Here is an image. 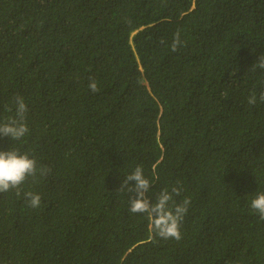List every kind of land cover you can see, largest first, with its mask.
Segmentation results:
<instances>
[{
    "label": "trees",
    "instance_id": "obj_1",
    "mask_svg": "<svg viewBox=\"0 0 264 264\" xmlns=\"http://www.w3.org/2000/svg\"><path fill=\"white\" fill-rule=\"evenodd\" d=\"M261 54L264 0H0V119L22 96L29 129L0 150L51 170L0 193V264H264ZM138 165L190 200L180 240L129 212Z\"/></svg>",
    "mask_w": 264,
    "mask_h": 264
},
{
    "label": "clouds",
    "instance_id": "obj_2",
    "mask_svg": "<svg viewBox=\"0 0 264 264\" xmlns=\"http://www.w3.org/2000/svg\"><path fill=\"white\" fill-rule=\"evenodd\" d=\"M181 43L180 34L177 32L174 34L171 51L176 52ZM252 66L264 69V54H261ZM88 87L93 93L99 91L97 82L92 77L89 78ZM259 100L264 102V91L260 93ZM247 102L250 105H255L257 103L256 94L250 95ZM14 103V115L0 119V137L20 141L29 131L26 123L28 108L22 96H15ZM50 171L47 167H38L35 158L30 157L26 152L22 153L15 148L0 150V193L16 189L19 194L20 185L28 177H36L37 174L45 176ZM154 179H159V176L154 175ZM130 181L134 183L130 184ZM150 185L151 181L144 176L142 166L138 165L124 178L119 190L135 194L129 198L128 210L130 213L145 214L150 221V230L154 236L180 240V224L188 211L190 200L186 198L183 202L173 203L170 206L173 195L179 196L181 191L179 187H173L171 192L167 189L161 190L153 201L146 195L150 191ZM24 198L29 207L39 208L41 203L39 193L25 192ZM250 207L258 213L260 220H264V191L255 193L251 199Z\"/></svg>",
    "mask_w": 264,
    "mask_h": 264
}]
</instances>
